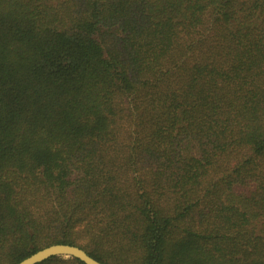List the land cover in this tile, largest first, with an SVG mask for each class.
I'll use <instances>...</instances> for the list:
<instances>
[{"label": "trees", "instance_id": "16d2710c", "mask_svg": "<svg viewBox=\"0 0 264 264\" xmlns=\"http://www.w3.org/2000/svg\"><path fill=\"white\" fill-rule=\"evenodd\" d=\"M58 244L264 264V0H0V264Z\"/></svg>", "mask_w": 264, "mask_h": 264}, {"label": "water", "instance_id": "95a60500", "mask_svg": "<svg viewBox=\"0 0 264 264\" xmlns=\"http://www.w3.org/2000/svg\"><path fill=\"white\" fill-rule=\"evenodd\" d=\"M53 257H63L66 259L75 258L84 264H102L96 259L92 258L90 255H88V253L83 249L76 246L64 244H58L47 247L33 254L32 256L18 264H40Z\"/></svg>", "mask_w": 264, "mask_h": 264}]
</instances>
